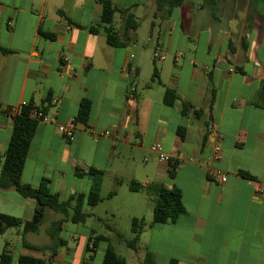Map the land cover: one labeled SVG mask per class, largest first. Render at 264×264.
Segmentation results:
<instances>
[{"label":"crops","instance_id":"obj_1","mask_svg":"<svg viewBox=\"0 0 264 264\" xmlns=\"http://www.w3.org/2000/svg\"><path fill=\"white\" fill-rule=\"evenodd\" d=\"M109 1L117 10L120 47L106 42L98 0H0V47L7 51L0 52V108L27 104L54 120L37 124L20 182L37 188L46 179L66 202L87 194L89 170L101 172L100 192L111 187L106 201L124 194L129 230L133 218L144 222L136 250L130 249L138 264L146 252L155 264H264V192L257 191L264 187V0H184L169 12L156 0ZM128 14L137 28L126 32ZM156 42L164 48L162 61L152 56ZM167 89L177 96L172 106L163 100ZM82 100L90 104L86 123L76 120ZM71 121L76 130L65 139L57 126ZM12 126L0 116V155ZM154 144L173 161L160 162L150 152ZM210 168L226 181L209 178ZM158 187L179 190L184 213L149 226L152 217L145 216L152 214ZM99 204H82L89 215L83 223L71 221L74 201L67 216L55 214L64 245L50 261L48 251L25 246L50 245L49 227L41 223L24 235L21 226L8 228L0 256L10 258L0 264H17L21 256L45 264H102L106 243H98L91 258L87 247L104 236L94 234L101 227L118 232L119 210L109 204L101 213ZM34 208V200L0 189V214L24 223ZM64 231L68 239L61 238ZM13 233L15 240L7 239ZM116 236L125 245L132 235Z\"/></svg>","mask_w":264,"mask_h":264},{"label":"trees","instance_id":"obj_2","mask_svg":"<svg viewBox=\"0 0 264 264\" xmlns=\"http://www.w3.org/2000/svg\"><path fill=\"white\" fill-rule=\"evenodd\" d=\"M101 5L100 21L106 25V42L112 47H120L123 45L117 36L113 26V19L116 13V8L109 0H98ZM184 0H156L158 9H165L170 11L172 8L182 5ZM168 4V6H164ZM125 31L136 30L137 22L133 15L128 14L125 17ZM1 53L7 51L0 47ZM157 79L156 71L152 74V80ZM164 103L167 106H172L177 100V96L173 90H165ZM30 105L23 107L21 114L13 120L12 132L6 149L2 155H0V189H14L23 198H29L35 201L34 213L30 221L22 223L19 219L0 214V236L8 228L20 227L21 233L37 232L44 217V213L47 210H51L54 213L67 216V208L70 202H75V207L72 211L71 221L73 223H83L88 214L82 210V204L93 207L101 202L100 187H101V172L95 170H89L88 175L92 177V184L87 194H77L71 196L66 202H61L58 199L57 194H52L48 188L49 181L43 179L39 187L32 188L28 185H24L20 182L21 174L23 171V165L27 157V152L33 134L35 132L37 122L28 117ZM90 104L87 100H82L78 107L76 120L80 123H86L89 116ZM188 108L183 104L181 108V114L186 116ZM179 136L182 138V129L178 130ZM173 166L168 171V176L173 178L174 170ZM79 176L78 173H76ZM241 175L247 176L241 172ZM132 188V186H130ZM114 192H111L108 196L111 197ZM156 200L152 210V220L149 226L153 224H164L176 220L181 214L184 213V207L181 202V194L175 187L171 189H165L163 187L156 188ZM60 220L54 221L51 224V228L48 232L51 240L50 245L44 247L32 246L25 243V246L32 250L49 252L50 261L55 255L56 250L63 246L64 243L58 238V225ZM144 222L142 219L133 218L131 220L130 231L131 238L125 241V245L131 249L136 250L139 241V236L143 230ZM106 243L102 264H126L125 259L117 255L110 240L105 236H95L91 238L90 246L87 247V253H90L89 258L93 255L94 247L99 243ZM2 262L9 260L7 252H3L0 256ZM46 260L40 258H34L29 256H21L18 258L17 264H45ZM142 264H155L151 254L146 252L144 254ZM168 264H178L175 260H170Z\"/></svg>","mask_w":264,"mask_h":264},{"label":"built area","instance_id":"obj_3","mask_svg":"<svg viewBox=\"0 0 264 264\" xmlns=\"http://www.w3.org/2000/svg\"><path fill=\"white\" fill-rule=\"evenodd\" d=\"M152 56H153V59L157 61H162L164 59V48L161 42H156L153 48ZM26 106L28 105L21 104L19 106L5 108V109L0 108V116L3 118L14 120L17 116L21 114L22 108ZM28 117L36 121L37 123H43V124L53 123L54 121L53 119H50L42 109H39L33 106H30L29 108ZM75 130H76V125L72 121L57 126L58 133L60 134V136H62L65 139L72 138L75 133ZM108 134H109L108 132L103 133V135H108ZM150 152L155 154L157 156V159L160 162L168 164L171 161H173V159L170 156H168L167 154L163 152L162 147L159 144L152 145L150 147ZM213 152H214L215 159H218L219 153H220L218 145H214ZM207 176L209 178H214L220 183H224L226 181L225 174L219 172L218 170L212 169V168L208 169ZM257 191L259 193H263L264 187L259 186Z\"/></svg>","mask_w":264,"mask_h":264},{"label":"rangeland","instance_id":"obj_4","mask_svg":"<svg viewBox=\"0 0 264 264\" xmlns=\"http://www.w3.org/2000/svg\"><path fill=\"white\" fill-rule=\"evenodd\" d=\"M109 191H111V187H110V185H106L104 187V189L100 192V195L102 198H104V200L102 203H100L98 205L97 211L102 213L103 208H105L107 205L109 206V204L113 207H116L119 210V213L117 214L118 219H119L118 223H117L118 232H115V231L109 230L107 228L101 227L100 228L101 230L94 231V234H97V235L101 234V235L108 237L110 242L116 248L117 253L126 259L127 264H138L137 261L135 260V258L133 257L134 252L131 251L124 244H121L120 240L116 236L117 234H119L122 237H124L125 239H129L130 235H131L130 230H129V222H128L129 216H127V212L125 211L126 199L124 198V194L121 193L113 201H106L105 196L107 195V193ZM48 212H49L48 215L46 216V218L42 222V228H45V227L51 228L52 219L56 216L55 214H57L51 210H49ZM150 213L146 214V216H145L146 221L152 217V214H150ZM75 234L78 236V238L83 236V232H81V231H77V233H75ZM43 235L44 234L42 232H40V235H39L40 238H43L44 237ZM68 235H69L68 232L64 231L61 234V238L62 239H68ZM30 236H31V239H36V235H30ZM7 239L14 241L15 240L14 233L8 235ZM99 244L102 246L105 245V243H103V242H99ZM86 255H88V254H86Z\"/></svg>","mask_w":264,"mask_h":264}]
</instances>
